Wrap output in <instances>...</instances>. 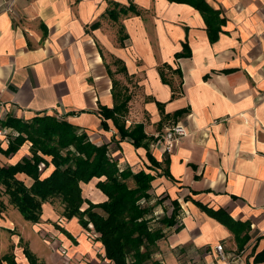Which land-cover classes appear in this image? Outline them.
<instances>
[{"label":"crops","instance_id":"obj_1","mask_svg":"<svg viewBox=\"0 0 264 264\" xmlns=\"http://www.w3.org/2000/svg\"><path fill=\"white\" fill-rule=\"evenodd\" d=\"M206 1L222 19L214 42L200 10L184 1L0 0V126L8 116L51 113L108 143L120 167L153 173L152 225L173 212L169 203L180 206L154 253L163 264H264L255 260L264 249V0ZM114 81L130 95L126 127L143 124L160 167H148L146 147L121 138L112 118L104 129L101 106L114 107ZM176 123L189 133L165 152L161 139ZM30 145L0 152V164L18 162ZM84 186L94 202L106 198L96 181ZM1 200L3 237L14 230L39 263L68 264L59 249L26 242L28 222L36 223L25 221L8 195ZM63 211L61 201L44 204L45 231L52 229L46 220ZM66 229L81 236L83 255L89 240L78 218ZM22 251L13 260L31 264Z\"/></svg>","mask_w":264,"mask_h":264},{"label":"trees","instance_id":"obj_2","mask_svg":"<svg viewBox=\"0 0 264 264\" xmlns=\"http://www.w3.org/2000/svg\"><path fill=\"white\" fill-rule=\"evenodd\" d=\"M177 1L188 2L200 10L207 22L210 40L216 41L222 22L220 12L206 0ZM185 48L188 49V46ZM160 72L166 82L163 66ZM113 96V108L101 106L104 129L108 130L107 120L112 118L121 138L130 137L136 147H146L152 163L148 167H160L161 162L150 151L143 124L126 127L123 118L130 95L118 81L113 82ZM1 124L12 128L7 134V147L0 142L1 153L9 156L17 153L26 142L31 143L29 155L14 164H0V187L3 188L0 196L8 195L9 202L26 219L40 222L44 204L58 199L64 205L63 219L78 218L85 232L90 222L94 224L106 258L112 264H163L160 259L154 258V253L157 243L168 235L164 226L176 223L180 206L174 200L173 212L159 218L158 225H152L153 209L147 202L156 178L153 173L145 169L134 172L120 167L111 156L108 143H95L87 131L64 117L51 113H42L30 119L8 116ZM49 167H52L51 172L45 174ZM165 173L170 174L169 171ZM22 174L25 175L23 179ZM28 178L31 179L30 184L26 181ZM92 181H96V187L105 195L103 201L94 202L85 195L84 185ZM4 205L1 200L0 211ZM64 231L70 234L66 229ZM245 237L246 240L248 236ZM24 252L31 264H42L30 249L24 248ZM255 260L264 261V249ZM10 261V264H18L13 259Z\"/></svg>","mask_w":264,"mask_h":264},{"label":"rangeland","instance_id":"obj_3","mask_svg":"<svg viewBox=\"0 0 264 264\" xmlns=\"http://www.w3.org/2000/svg\"><path fill=\"white\" fill-rule=\"evenodd\" d=\"M125 80H126L125 78H122L121 83L124 84ZM53 201L59 202L58 199H54ZM168 207L173 209V204L169 203ZM17 213H21V212L17 211ZM21 217L25 219V221H29L28 219L24 218V216H21ZM58 219L59 221L58 223H56ZM64 221L67 222L66 219H63L62 214L51 221H50V218L47 219L46 222L51 226L52 228L51 231H48V229H46L45 231V227L40 222L36 223L35 226L34 225L31 226L30 224L31 222H28L29 224H27L28 225L27 228L30 231L29 232L30 237L28 236L29 239L26 242H31V244L35 243V246H37L39 250H42V251L46 250L47 248H49V250H52V248H55L57 251L59 249L63 255L68 256L67 257L68 264H79L81 260L83 261L84 264H92L94 263L93 261L94 256L97 261L100 260L103 262V263L98 262L99 264H112V262L108 258L107 259L109 261L105 262L106 252H105L104 245L101 242L99 236L95 238H91V240L87 238L89 240V243H87V245L85 244L86 245L84 247L85 253L83 255H80V252L78 249H79V239L81 236L79 237V235H76V234L74 235L69 230H67L66 223ZM56 225H58L61 228L59 227L57 228ZM37 227H40V230H37ZM65 229L70 234H66V232L64 231ZM86 230H89V228L88 229L86 228ZM0 231L2 230L0 229ZM5 233H6L5 234L6 236L3 237L2 232H0V245L1 244L5 245V248L0 247V264H6V262L10 263L11 259L16 260L17 253L23 252L22 250L24 248L30 249L29 247H26L27 244L25 243V241H22L21 237L18 236L17 240L19 241L16 242L14 236L17 235V233L14 230H9V231H6ZM97 233L99 234V232ZM13 237H14V240H13ZM64 244H67L65 252H63L62 250L64 247ZM16 245H18V249L16 248ZM94 245H102V251L100 249V246H98V249H96ZM32 253L34 254L35 258L38 260L39 258L37 257V254H35L33 250H32Z\"/></svg>","mask_w":264,"mask_h":264},{"label":"built area","instance_id":"obj_4","mask_svg":"<svg viewBox=\"0 0 264 264\" xmlns=\"http://www.w3.org/2000/svg\"><path fill=\"white\" fill-rule=\"evenodd\" d=\"M12 131V128L9 127H5V126H0V139L2 138H7V134ZM189 131L188 128L181 124V123H176L174 125H172L171 127H169L166 132L164 133L161 141H162V148L165 152H169L172 151L174 149V147L176 146V144H178L186 135H188ZM88 228L89 230H86V237L91 240V238H95L98 237L99 234L97 233V231L94 228L93 223H89L88 224ZM87 228V229H88ZM37 230H40V227H37ZM66 245L64 244L63 247V252L66 251ZM96 247V249H98V246H100V249L102 251V245H94ZM216 251L219 254V257L221 259H226L227 255L224 252V245L223 243H219L216 245L215 247ZM106 258V256H105ZM105 261H109L107 258L105 259ZM109 263V262H108ZM79 264H84L83 261L81 260Z\"/></svg>","mask_w":264,"mask_h":264}]
</instances>
